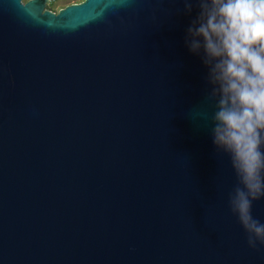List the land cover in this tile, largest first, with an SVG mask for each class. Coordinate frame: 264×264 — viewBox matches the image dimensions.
<instances>
[{"label": "water", "instance_id": "water-1", "mask_svg": "<svg viewBox=\"0 0 264 264\" xmlns=\"http://www.w3.org/2000/svg\"><path fill=\"white\" fill-rule=\"evenodd\" d=\"M50 1L0 0V264H264L184 43L196 7Z\"/></svg>", "mask_w": 264, "mask_h": 264}, {"label": "clouds", "instance_id": "clouds-1", "mask_svg": "<svg viewBox=\"0 0 264 264\" xmlns=\"http://www.w3.org/2000/svg\"><path fill=\"white\" fill-rule=\"evenodd\" d=\"M126 6L133 0H117ZM196 16L184 43L207 69L216 153L227 156L238 184L229 208L251 249L264 246V223L252 215L264 199V0H183Z\"/></svg>", "mask_w": 264, "mask_h": 264}, {"label": "rangeland", "instance_id": "rangeland-1", "mask_svg": "<svg viewBox=\"0 0 264 264\" xmlns=\"http://www.w3.org/2000/svg\"><path fill=\"white\" fill-rule=\"evenodd\" d=\"M29 1L30 0H23L24 3ZM83 1L84 0H51L47 8L55 13H59L60 10L66 8L69 5L81 3Z\"/></svg>", "mask_w": 264, "mask_h": 264}]
</instances>
